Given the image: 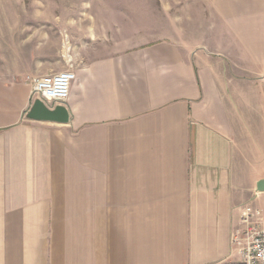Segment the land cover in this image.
<instances>
[{
    "label": "crops",
    "instance_id": "crops-1",
    "mask_svg": "<svg viewBox=\"0 0 264 264\" xmlns=\"http://www.w3.org/2000/svg\"><path fill=\"white\" fill-rule=\"evenodd\" d=\"M130 3L38 55L40 33L0 36V264H243L245 208L264 220V0ZM54 70L75 74L68 121L29 119Z\"/></svg>",
    "mask_w": 264,
    "mask_h": 264
},
{
    "label": "rangeland",
    "instance_id": "rangeland-1",
    "mask_svg": "<svg viewBox=\"0 0 264 264\" xmlns=\"http://www.w3.org/2000/svg\"><path fill=\"white\" fill-rule=\"evenodd\" d=\"M130 1L132 0H0V36L7 33L9 27H13V32H38L41 34L35 36L40 37V39L36 38L39 48L35 45V53L38 55L40 54L38 51L43 50L41 45L43 34L47 33L46 35H50L51 38L60 35L65 40L69 35L73 40L77 32L84 31L91 22L96 20L97 15L102 17L101 10L106 8L103 6L113 5L116 10L122 11ZM11 41L19 46H15L14 51L23 53L24 56L30 55V51L34 49L26 44L25 39L12 38ZM8 51L6 47L0 46L1 63ZM68 54L70 55L69 50ZM60 71L64 70L48 73ZM34 73V76L39 75V72ZM261 208L264 210V206Z\"/></svg>",
    "mask_w": 264,
    "mask_h": 264
},
{
    "label": "built area",
    "instance_id": "built-area-1",
    "mask_svg": "<svg viewBox=\"0 0 264 264\" xmlns=\"http://www.w3.org/2000/svg\"><path fill=\"white\" fill-rule=\"evenodd\" d=\"M75 74L72 70L49 73L30 79L32 94L48 106L67 99ZM242 222L246 231H235L232 242L238 247L243 264H264V220L261 210L246 207ZM242 234L244 237L242 238Z\"/></svg>",
    "mask_w": 264,
    "mask_h": 264
},
{
    "label": "water",
    "instance_id": "water-1",
    "mask_svg": "<svg viewBox=\"0 0 264 264\" xmlns=\"http://www.w3.org/2000/svg\"><path fill=\"white\" fill-rule=\"evenodd\" d=\"M27 117L36 121L66 123L69 119L66 108L62 105L48 106L40 98H35L27 113ZM257 191L264 192V178L256 184Z\"/></svg>",
    "mask_w": 264,
    "mask_h": 264
}]
</instances>
